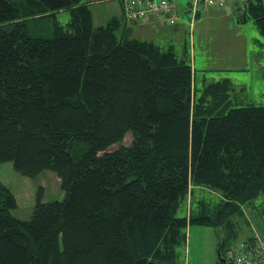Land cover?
<instances>
[{"label": "trees", "instance_id": "obj_1", "mask_svg": "<svg viewBox=\"0 0 264 264\" xmlns=\"http://www.w3.org/2000/svg\"><path fill=\"white\" fill-rule=\"evenodd\" d=\"M89 1L0 0V164L53 171L63 193L39 187L25 221L0 182V264H181L194 224L225 258L253 238L237 241L243 206L264 222V106L232 107L228 79L196 90L186 59L124 15L94 25ZM234 8L264 37V0ZM194 189L217 201L178 215Z\"/></svg>", "mask_w": 264, "mask_h": 264}, {"label": "rangeland", "instance_id": "obj_2", "mask_svg": "<svg viewBox=\"0 0 264 264\" xmlns=\"http://www.w3.org/2000/svg\"><path fill=\"white\" fill-rule=\"evenodd\" d=\"M88 1V0H84ZM188 0H177L176 13L178 20L170 26L158 19L154 27H138L142 32L134 35L139 39H150L162 49L172 47L175 54L186 59L193 71V85L201 90L204 85L228 79L232 86V107L248 104L264 106V37L261 36L251 18L239 22L235 8H203L196 17L186 12ZM95 23L111 15V10L118 7L117 0L89 1ZM70 19L69 10L56 13V20L65 24ZM50 27L53 20H47ZM94 23V24H95ZM131 24V23H130ZM128 134L122 145L130 143ZM117 145L112 148H116ZM0 182L10 190L16 201L12 215L20 220H29L33 212L36 194L42 188V201L61 200L63 193L57 175L50 170L42 171L31 178L17 172L11 161L0 164ZM217 198L194 189L193 195L184 202L177 214L185 215L191 203L192 213L200 210L201 202L215 203ZM243 215H236L238 225L237 241L248 237L260 236L262 219L252 213L248 205L243 206ZM247 220L250 222L247 223ZM261 230V231H260ZM253 233V235H252ZM218 232L210 226L190 225L187 228L185 245L178 249L179 262L189 264H216Z\"/></svg>", "mask_w": 264, "mask_h": 264}, {"label": "built area", "instance_id": "obj_3", "mask_svg": "<svg viewBox=\"0 0 264 264\" xmlns=\"http://www.w3.org/2000/svg\"><path fill=\"white\" fill-rule=\"evenodd\" d=\"M122 13L127 21L138 23L146 18L164 17L172 22L175 19L176 0H121ZM255 0H188L186 10L196 17L205 7L223 8L228 5L239 8ZM230 264H264V234L254 236L229 247L225 253ZM185 264H188L187 261Z\"/></svg>", "mask_w": 264, "mask_h": 264}, {"label": "crops", "instance_id": "obj_4", "mask_svg": "<svg viewBox=\"0 0 264 264\" xmlns=\"http://www.w3.org/2000/svg\"><path fill=\"white\" fill-rule=\"evenodd\" d=\"M95 0H93V2H91V3H95L94 2ZM177 1V0H176ZM117 2H118V7H114L113 8V10H111V15L108 17V18H106L104 21H102L103 19V17H101V24L99 23V24H96L95 23V19H94V15H93V12H92V10H91V13H92V18H93V23H95L94 25H104V24H106L107 22H108V20L110 19V18H112V17H119V18H122L123 17V13H122V4H121V0H117ZM226 7H228V8H233V6H230V5H228V6H226ZM205 8H210V7H205ZM223 8H225V7H223ZM218 9H221V8H218ZM234 9V8H233ZM186 12H187V10H186ZM188 13V12H187ZM158 19H161L163 22H165V23H167L168 25H170V26H175L176 25V21L178 20V17H177V13H176V11H175V19L172 21V22H170L169 20H167V19H165L164 17H157V18H146L145 20H143V21H141V22H138V23H132V22H129V21H127V25H128V27H129V31H130V34H131V37L132 38H135V39H139V38H137V37H133L134 35H137V34H139L138 32H142L140 29H138V30H135L134 29V25H136V26H138V27H145V26H150L151 28L152 27H154V26H156L157 25V23H158ZM131 23V24H130ZM139 40H148V41H152V42H154L155 43V41H153V40H150V39H139ZM156 44V43H155ZM157 45V44H156ZM161 48V47H160ZM168 48H172L171 46L170 47H168ZM167 48V49H168ZM172 50H173V48H172ZM233 87V86H232ZM186 240H187V238H186Z\"/></svg>", "mask_w": 264, "mask_h": 264}, {"label": "water", "instance_id": "obj_5", "mask_svg": "<svg viewBox=\"0 0 264 264\" xmlns=\"http://www.w3.org/2000/svg\"><path fill=\"white\" fill-rule=\"evenodd\" d=\"M217 257H218L217 262L219 264H227L226 259L221 255V246L220 245H218V247H217Z\"/></svg>", "mask_w": 264, "mask_h": 264}, {"label": "clouds", "instance_id": "obj_6", "mask_svg": "<svg viewBox=\"0 0 264 264\" xmlns=\"http://www.w3.org/2000/svg\"><path fill=\"white\" fill-rule=\"evenodd\" d=\"M185 262H186V259H185ZM185 262H184V264H185ZM187 263L189 264V262L187 261Z\"/></svg>", "mask_w": 264, "mask_h": 264}]
</instances>
